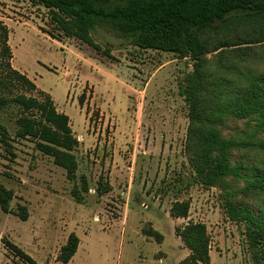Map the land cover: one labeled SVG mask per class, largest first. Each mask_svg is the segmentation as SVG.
Returning a JSON list of instances; mask_svg holds the SVG:
<instances>
[{
	"label": "rangeland",
	"instance_id": "1",
	"mask_svg": "<svg viewBox=\"0 0 264 264\" xmlns=\"http://www.w3.org/2000/svg\"><path fill=\"white\" fill-rule=\"evenodd\" d=\"M0 21L13 67L51 96L79 142L69 180L34 140L16 137L19 108L0 107V184L14 192L11 210L29 215L23 222L0 209V264H25L3 239L39 264H62L72 234L79 246L69 264H183L192 253L180 232L197 224L206 228L208 264H256L249 227L231 220L229 204L257 209L264 199L241 184L209 187L198 175L183 91L199 66L233 80L256 59L263 68V23L229 16L197 34L204 54L194 56L141 50L101 28L92 35L98 51L59 32L52 13L31 0H0ZM176 204L186 217L172 215Z\"/></svg>",
	"mask_w": 264,
	"mask_h": 264
},
{
	"label": "trees",
	"instance_id": "2",
	"mask_svg": "<svg viewBox=\"0 0 264 264\" xmlns=\"http://www.w3.org/2000/svg\"><path fill=\"white\" fill-rule=\"evenodd\" d=\"M31 1L52 13V21L67 38L77 39L98 51L100 47L92 36L98 28L141 50L201 56L204 51L197 34L212 30L229 16L255 17L259 24H264V0ZM195 31L196 35L192 36ZM13 58L9 30L0 21V107L17 106L20 116L16 121V137L34 140L37 149L52 157L56 166L66 170L68 179L74 180L77 169L74 153L79 142L69 118L57 111L51 96L13 67ZM253 63L236 80L207 73L201 66L188 77L183 91L190 119L187 151L207 186L226 190L241 184L245 195L264 199V65L261 68L258 59ZM228 122L238 125L237 130L229 128ZM224 129L230 131L229 136L223 134ZM13 198L14 192L0 184L2 212L26 222L29 218L26 207L20 206L18 212L11 210ZM229 206L231 220L248 225L253 258L256 264H261L264 205L257 209L234 203ZM187 213L181 204L172 209L176 218H184ZM180 237L192 253L183 264L209 263V239L203 225L187 226ZM3 243L23 263L39 264L11 241L3 239ZM78 246L79 239L72 234L58 261L69 264Z\"/></svg>",
	"mask_w": 264,
	"mask_h": 264
}]
</instances>
